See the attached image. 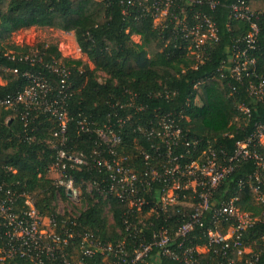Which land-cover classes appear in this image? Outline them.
Wrapping results in <instances>:
<instances>
[{"label": "built area", "instance_id": "1", "mask_svg": "<svg viewBox=\"0 0 264 264\" xmlns=\"http://www.w3.org/2000/svg\"><path fill=\"white\" fill-rule=\"evenodd\" d=\"M247 1L230 7L231 20L250 26V33L242 40L245 46L236 42L232 56L221 64L217 74L238 82L249 79L250 95L264 104V78L256 75V61L251 56L259 44L258 13ZM121 5L125 16L135 21L151 17L156 29L169 30L176 38L174 46L195 57L194 70L210 60L220 42L213 18L198 10L205 5L214 10L218 0H121ZM78 51L82 53L80 48ZM48 68L63 78L58 97L53 96L54 88L42 73L27 72V88L17 96L0 98V107L20 113L25 128L32 133L37 131L36 122L42 116L57 123V129L51 131L53 139L45 142L55 152L48 173L54 176L51 179L58 191L55 213L42 214L28 191H5L0 197V264H259L261 255L254 251L255 243L247 236L259 218L242 212L236 197L221 203L215 198L219 187L234 172L235 162L254 160L257 172L249 185L257 205L264 208V124L256 126L251 138L237 143L233 157L222 161L212 146L200 149L198 141L188 142L180 122L171 114L165 115L138 128L152 151L142 149L136 156L146 167L143 171L135 159L131 162L118 151L123 144L121 129L129 121L118 119L114 126L94 130L109 147L110 157L106 158L98 147L91 161L85 153L74 154L67 147L73 121L68 113L72 95L67 89L72 73L65 67ZM163 93L168 94L164 91L158 96ZM238 110L250 116L245 105H238ZM92 126L83 119L78 129L91 134ZM35 140L34 136L28 138V142ZM254 143L263 152L253 150ZM91 167L102 173L103 179L87 183L86 193L100 196L103 202L115 199L127 207L128 215L133 214L125 218L126 234L117 243L104 242L78 227L88 203L71 172ZM245 186L241 182V187ZM110 220L114 222L112 217ZM207 255H211L210 260H204Z\"/></svg>", "mask_w": 264, "mask_h": 264}, {"label": "trees", "instance_id": "2", "mask_svg": "<svg viewBox=\"0 0 264 264\" xmlns=\"http://www.w3.org/2000/svg\"><path fill=\"white\" fill-rule=\"evenodd\" d=\"M240 1L218 0L214 10L209 5L198 9L213 18L220 42L211 52L210 60L194 70L195 57L174 46L176 38L169 30L156 29L151 17H139L135 21L125 16L121 0H0V78L5 82L0 87V98L23 92L30 84L25 77L27 72L42 73L54 88L53 96L58 97L63 78L52 73L48 66L65 67L72 73L71 85L67 86L68 94L72 95L68 113L73 119L67 147L72 153H85L90 160L100 147L109 158V147L94 130L114 126L118 119H129L121 129L123 144L118 151L131 162L135 159L144 171L145 165L136 156L142 149L152 151L150 142L138 128L171 114L180 122L188 142L198 141L200 149L212 146L220 160H229L237 151V143L251 138L256 126L264 124V104L250 95V80L238 82L217 74L221 64L232 56L234 44L242 42L251 31L249 24L230 19V7ZM247 2L258 13L259 44L251 56L256 61V75L264 78V0ZM32 27L74 33L79 48L94 64V69L81 60L64 58L55 45H40L36 55L29 46L8 44L14 33ZM133 36H139L141 43H135ZM240 46L244 48L245 42ZM15 70L18 74L13 73ZM98 74L106 75L104 83L99 81ZM164 91L168 94L158 96ZM130 104L131 109L121 108ZM240 104L249 108V117L238 110ZM183 116L188 119H182ZM83 119L93 125L91 134L80 133L78 125ZM36 127L37 131L32 133L25 128L20 113L0 107V197L8 189L28 191L37 208L46 215L55 213L58 191L48 177L55 152L45 142L53 139L51 131L57 129V123L42 116ZM29 136H34L35 142H28ZM253 148L263 152L257 143ZM256 172L254 160L235 162L234 172L219 187L215 200L229 202L236 197L242 212L259 218L247 236L255 243L254 251L261 255L259 264H264V208L257 205L249 185ZM71 174L77 185L82 186L84 201L88 203L78 227L93 232L104 242H119L126 234L125 218L133 215L132 212L128 215L127 207L115 199L103 202L100 196L86 193L87 183L103 179L97 169L91 167ZM241 182L246 186L241 187ZM61 194L65 197L63 191ZM203 258L210 260L211 255Z\"/></svg>", "mask_w": 264, "mask_h": 264}, {"label": "rangeland", "instance_id": "3", "mask_svg": "<svg viewBox=\"0 0 264 264\" xmlns=\"http://www.w3.org/2000/svg\"><path fill=\"white\" fill-rule=\"evenodd\" d=\"M133 41L137 44L141 43V38L139 36H133ZM11 46L24 47L29 46L35 50V54L37 55V47L44 44L46 46L55 45L58 47L59 52L62 54L64 58L67 59H75L81 60L86 65L89 66L90 69H94V64L90 62L88 57L83 53L79 52V47L75 39L74 33H64L62 31L56 29L49 28H37L32 27L30 29H24L17 33H14L9 39V43ZM13 52V51H12ZM99 81L104 83L107 79L106 75L98 74ZM5 85V82L0 78V87ZM49 178H54L53 175H48Z\"/></svg>", "mask_w": 264, "mask_h": 264}]
</instances>
